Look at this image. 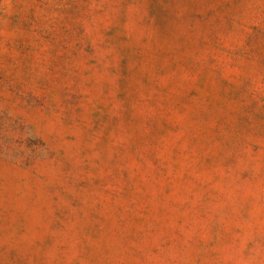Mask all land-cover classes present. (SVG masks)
<instances>
[{"label":"rangeland","instance_id":"1","mask_svg":"<svg viewBox=\"0 0 264 264\" xmlns=\"http://www.w3.org/2000/svg\"><path fill=\"white\" fill-rule=\"evenodd\" d=\"M0 264H264V0H0Z\"/></svg>","mask_w":264,"mask_h":264}]
</instances>
